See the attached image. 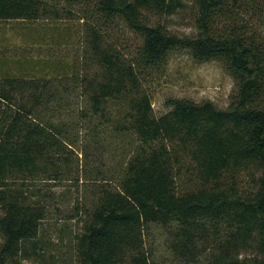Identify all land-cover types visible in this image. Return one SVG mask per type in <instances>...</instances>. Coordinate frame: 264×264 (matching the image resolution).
Returning a JSON list of instances; mask_svg holds the SVG:
<instances>
[{"label": "trees", "instance_id": "16d2710c", "mask_svg": "<svg viewBox=\"0 0 264 264\" xmlns=\"http://www.w3.org/2000/svg\"><path fill=\"white\" fill-rule=\"evenodd\" d=\"M65 2L55 8L48 0H0V21H35L51 13L61 19L78 7L89 58L97 65L93 74H82L89 108L77 113L76 137L74 125L51 112L65 97L55 80H0V264H44L25 262L37 253L48 213L47 204L26 191L39 176L65 171L61 164L90 122L94 130L111 126L132 147L115 180L96 185L77 238L79 264H152L145 236L153 224L175 227L172 250L188 261L213 247L211 264H264V0H196L195 37H179L145 15L174 13L182 0ZM118 21L142 37L135 58L121 48L113 29ZM176 49L227 64L238 82L227 108L171 98L170 111L154 113L142 79ZM110 104L120 107L118 117ZM87 151L81 152L93 154ZM243 171L256 190L240 186ZM182 174L195 189L179 190ZM19 180L23 187L11 186ZM253 248L257 254L243 256Z\"/></svg>", "mask_w": 264, "mask_h": 264}, {"label": "rangeland", "instance_id": "374dc122", "mask_svg": "<svg viewBox=\"0 0 264 264\" xmlns=\"http://www.w3.org/2000/svg\"><path fill=\"white\" fill-rule=\"evenodd\" d=\"M48 2L55 8L67 5L65 0ZM182 2L183 5L174 13L144 12L150 24H161L179 37H195L198 34L196 0ZM73 9V15H64L61 19L51 13L35 21H0V80L6 76L55 80L63 87L65 97L60 104H55V110L51 112L76 125L78 111L83 107L89 108L87 99L82 97V74H93L97 65L89 58L86 23L80 18L78 7ZM250 17L246 15V19ZM257 24L255 21L254 25ZM116 25L113 29L116 28L114 32L123 42V52L128 58H135L142 45L141 35L123 21ZM142 82L157 116L172 109L169 105L171 98H190L196 102L210 100L219 108H227L238 91L237 79L223 60L200 61L184 49L172 51L162 66L145 75ZM110 107L117 112L115 118L118 117L120 107L117 104H110ZM93 124L95 122H90L80 129L79 142L70 151L69 161L61 164L65 167L64 172L57 177L39 176L29 183L28 196L46 203L48 213L37 242V253L27 259V263L79 264L77 238L84 230L87 208L98 195L96 185L105 180H115L116 171L132 147L129 139L119 138L111 126L94 130ZM75 125L71 131L76 137ZM86 146L87 152L93 156L81 152ZM259 174L257 172L255 180ZM239 181L243 189L253 191L257 188L248 171L241 172ZM21 184L19 180L11 186L23 187ZM178 185L181 191L196 188L187 174L181 175ZM172 229L175 227L153 224L147 230L146 245L152 264H211L215 252L213 247L201 249L193 261L175 253L171 246L174 239ZM2 241L0 233V244ZM255 254V248L243 252V256Z\"/></svg>", "mask_w": 264, "mask_h": 264}]
</instances>
